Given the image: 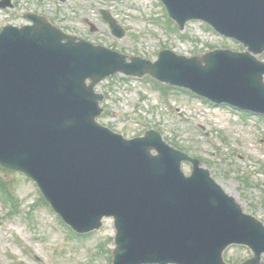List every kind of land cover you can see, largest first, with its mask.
<instances>
[{"label":"water","instance_id":"1","mask_svg":"<svg viewBox=\"0 0 264 264\" xmlns=\"http://www.w3.org/2000/svg\"><path fill=\"white\" fill-rule=\"evenodd\" d=\"M184 30L200 20L246 51L186 57L163 50L156 61L96 46L28 14L33 25L0 33V167L34 181L79 233L116 228L113 264H228L245 246L264 264V224L244 212L198 159L156 130L126 139L101 125L95 87L123 74L187 88L217 105L264 115V0H160ZM10 6L9 0L0 7ZM113 35L125 30L108 11ZM90 81V82H89ZM193 166L190 176L182 164Z\"/></svg>","mask_w":264,"mask_h":264},{"label":"rangeland","instance_id":"2","mask_svg":"<svg viewBox=\"0 0 264 264\" xmlns=\"http://www.w3.org/2000/svg\"><path fill=\"white\" fill-rule=\"evenodd\" d=\"M10 3L11 7L0 8V31L9 24H29L24 16L31 12L48 17L59 28L95 45L149 60H156L164 48L188 57L217 48L239 49L235 42L220 38L199 22L187 24L182 32L176 30L175 23L169 25L158 0ZM100 10H108L125 29L123 38L112 35ZM99 87L105 96L102 124L128 139L150 129L159 131L169 144L198 158L247 213L264 222V119L216 108L180 90L160 89L151 82L116 78ZM183 169L189 174L191 166L186 164ZM0 179L9 194L5 200L0 192V264H112L116 234L113 220H105L99 231L85 237L74 236L42 202L31 180L2 169ZM252 256L242 247L226 252L229 264H241Z\"/></svg>","mask_w":264,"mask_h":264},{"label":"trees","instance_id":"3","mask_svg":"<svg viewBox=\"0 0 264 264\" xmlns=\"http://www.w3.org/2000/svg\"><path fill=\"white\" fill-rule=\"evenodd\" d=\"M156 86H157V87H160V85H158V84H156ZM0 187H1L2 189L6 190V189L2 186V184H1V179H0Z\"/></svg>","mask_w":264,"mask_h":264}]
</instances>
